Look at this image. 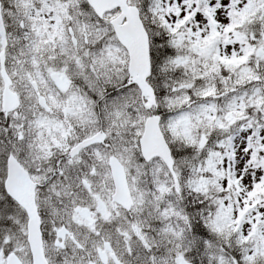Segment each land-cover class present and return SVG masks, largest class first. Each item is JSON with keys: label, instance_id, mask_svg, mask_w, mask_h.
<instances>
[{"label": "snow or ice", "instance_id": "obj_1", "mask_svg": "<svg viewBox=\"0 0 264 264\" xmlns=\"http://www.w3.org/2000/svg\"><path fill=\"white\" fill-rule=\"evenodd\" d=\"M0 264H264V0H0Z\"/></svg>", "mask_w": 264, "mask_h": 264}]
</instances>
